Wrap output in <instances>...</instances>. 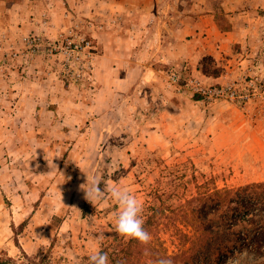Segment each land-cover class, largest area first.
I'll use <instances>...</instances> for the list:
<instances>
[{"label": "rangeland", "instance_id": "rangeland-1", "mask_svg": "<svg viewBox=\"0 0 264 264\" xmlns=\"http://www.w3.org/2000/svg\"><path fill=\"white\" fill-rule=\"evenodd\" d=\"M137 1L0 0V261L90 264L99 250L110 264H174L203 234L196 198L264 182V0H149L173 16L169 64L137 60L157 49L137 34L126 60L105 42L142 25ZM193 78L243 97L193 95ZM93 178L143 201L149 244L118 234L111 199L85 198Z\"/></svg>", "mask_w": 264, "mask_h": 264}, {"label": "trees", "instance_id": "trees-1", "mask_svg": "<svg viewBox=\"0 0 264 264\" xmlns=\"http://www.w3.org/2000/svg\"><path fill=\"white\" fill-rule=\"evenodd\" d=\"M194 201L200 204L194 211L201 214L204 231L190 236L189 248L175 256L174 264H227L234 255L247 256L249 264H264V182Z\"/></svg>", "mask_w": 264, "mask_h": 264}, {"label": "crops", "instance_id": "crops-1", "mask_svg": "<svg viewBox=\"0 0 264 264\" xmlns=\"http://www.w3.org/2000/svg\"><path fill=\"white\" fill-rule=\"evenodd\" d=\"M142 0L137 1V6L135 8H132L128 10V15H130V19L132 21H139L140 24L142 25H137L135 24V27L132 28H127L124 27L122 28L124 33L122 32L118 34L116 37L111 36V32L109 33L110 35L105 36V42L109 45L112 46L114 44H122L126 46V52H124V58L123 59H128L127 58V53L130 52L129 46L133 45L131 40L132 36L137 34V42H141V45L147 46L148 44H145L146 41L148 42L149 39L151 40L152 43L156 44L157 49L159 52L156 53L155 48L154 49H149L148 52H143L137 53L136 59L141 61V60H146L149 59V55L151 57L157 58V60L162 61L163 63L169 64L174 61V55L172 51L169 49V45L172 44L174 41L172 40V36L174 33V29H171L172 23L169 22L168 17L173 19L172 14L168 15L165 17L164 14L162 13V9L159 8V4L155 6L152 1L148 0V3L146 4L147 6H143L141 4ZM46 11L48 9L46 8ZM163 11H166V8H164ZM167 13V12H166ZM127 17V14L126 16ZM166 20V21H165ZM185 21V19H184ZM144 24V25H143ZM162 24L164 25L162 28ZM165 27V28H164ZM144 28H147L145 31ZM189 29V27H186ZM187 30V29H186ZM231 37V36H230ZM234 37H236V32L234 31ZM134 39V38H133ZM141 39V40H140ZM139 40V41H138ZM181 42V41H180ZM152 50V51H151ZM121 53L117 54L118 59H120L122 56H120ZM155 55V56H154ZM120 56V57H119ZM129 56V55H128ZM131 56V55H130ZM106 58L108 60H115L111 54L106 55ZM140 67V66H139ZM153 69V67H152ZM144 69H142L141 72H143ZM146 73H149V69L146 70ZM6 78V79H5ZM9 79V77H4L0 75V88L4 85L6 80Z\"/></svg>", "mask_w": 264, "mask_h": 264}, {"label": "clouds", "instance_id": "clouds-1", "mask_svg": "<svg viewBox=\"0 0 264 264\" xmlns=\"http://www.w3.org/2000/svg\"><path fill=\"white\" fill-rule=\"evenodd\" d=\"M85 198L90 203L111 199L119 206L115 217V227L119 235L135 239L143 245L152 240L151 234L144 228V205L128 187L113 186L107 192L101 187V181L93 178L90 186L85 188ZM103 234H101L102 238ZM90 264H110L107 253L97 250L90 257ZM156 264H173L169 258H161Z\"/></svg>", "mask_w": 264, "mask_h": 264}, {"label": "built area", "instance_id": "built-area-1", "mask_svg": "<svg viewBox=\"0 0 264 264\" xmlns=\"http://www.w3.org/2000/svg\"><path fill=\"white\" fill-rule=\"evenodd\" d=\"M26 44L31 46H39L37 38H32L30 36H26L24 38ZM90 46V44H88ZM170 81L171 84L175 85L179 89H183L182 78L179 73L171 72L170 73ZM185 87L189 88L193 95H198L203 98L209 99H222L228 97L231 100H237L239 97H243L239 95V90L236 84L228 85V86H207L204 82L200 81L197 78L189 79L185 82Z\"/></svg>", "mask_w": 264, "mask_h": 264}]
</instances>
